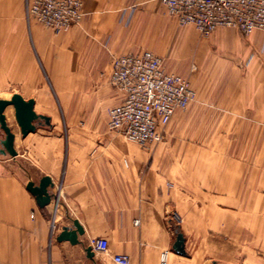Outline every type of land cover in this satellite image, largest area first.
I'll use <instances>...</instances> for the list:
<instances>
[{"label":"crops","instance_id":"obj_1","mask_svg":"<svg viewBox=\"0 0 264 264\" xmlns=\"http://www.w3.org/2000/svg\"><path fill=\"white\" fill-rule=\"evenodd\" d=\"M81 1L82 22L68 30H54L29 21L26 0H0V68L10 69L18 83L28 85L16 87L23 97L36 99L35 95L26 96L29 89L45 95L54 92L62 109L64 101L76 99L86 101L91 114L101 104L110 110L118 103L110 81L113 55L148 49L162 55L168 69L175 70L178 46L182 47V56L198 59L206 54L205 61L212 68L216 53L223 52L222 46L229 59L224 58V65L217 71L218 82L209 93L205 92V98L220 101V129L224 120L235 116L243 124L246 120L247 124L256 122L253 127L264 134V33L255 31L245 37L239 29L220 27L208 36L206 44L198 45L192 39L195 28L180 26L168 16L161 0ZM164 42L167 46L162 49ZM238 50L241 59L232 55ZM195 105L178 112L166 134L189 122L196 114ZM204 109L211 113L214 108ZM6 115L9 122L7 110ZM40 130L23 136L28 144L25 150H21L18 133L13 130L18 154H0V264H78L80 252L85 254V248L96 237H106L110 244L107 259L98 264H118L113 260L116 254L129 255L131 264H160L164 251L169 252V264H264V248L259 245L264 239L256 235L246 238L251 250L238 256L241 246L236 249L237 257L203 254L204 229L213 226L212 204L208 198H197L188 188L177 190L173 184L171 190L166 189L153 177L157 172L154 166L158 165L155 159L128 155L115 141L59 138L61 150L54 158V169L48 151L36 152L38 146L50 148L52 142ZM223 131H227L226 126ZM196 143L171 140L174 156L164 158L161 166L174 170L176 165L194 164L196 157L187 153ZM245 149L237 137L231 139L215 162L226 165L221 166L226 170L227 165L243 160ZM24 153L40 170L38 177L23 165ZM45 175L54 182L49 188L53 198L50 204L40 207L27 184L31 180L38 184ZM234 179L237 182L233 187L227 190L221 186L215 193L221 201L235 197V205L229 210L239 213L245 210L248 195L244 170ZM202 191L206 197L213 194L212 188L204 187ZM227 207L222 201L213 210L227 211ZM250 210L259 207L252 204ZM177 218H182L186 255L173 250L176 233L171 222ZM76 219L84 228L80 242L59 241L63 227H73ZM240 225L241 220L236 219L231 227ZM244 242L243 237L236 241Z\"/></svg>","mask_w":264,"mask_h":264},{"label":"rangeland","instance_id":"obj_2","mask_svg":"<svg viewBox=\"0 0 264 264\" xmlns=\"http://www.w3.org/2000/svg\"><path fill=\"white\" fill-rule=\"evenodd\" d=\"M189 25L195 28L196 36H193V41L198 45L206 44L209 37L202 36L195 24ZM225 28L230 29L234 27ZM244 36L247 37L249 35ZM165 43L166 42L161 46L162 49L166 48L167 45ZM220 50L223 52L218 51L216 53L217 56L214 58L212 68L210 65V68H208L209 61H205L207 58L205 56L206 54H201L198 59L195 57L189 58L186 55L182 56L180 54L182 47L178 49L177 46V53H175L177 59L175 65L177 69L175 70L185 74L190 78L191 82H193L192 85L196 90V98L190 107L196 104V114L189 122H183L175 132L171 129L168 130L162 141H157L149 147H142L123 134L109 130L106 126V120L107 117H109V108H106L104 104H101L93 114H91L90 110L86 109V101L73 99L71 101H64L65 104L62 109L60 101L54 92L45 95L44 93L30 89L27 90L25 92L26 96H36V99L30 97L35 99L36 112L49 115L52 118V126H44L38 123L37 127V129H41L42 135L48 136V139L52 141L51 146L50 148H40L38 146L36 152L40 154V152L48 151L49 157H52L51 167L55 169L57 163H55L56 160L54 158L61 150L57 139L104 140L119 143L121 145V150L125 151L128 155L148 157L149 161L155 159L158 165L154 166L157 172L154 170L156 173L153 177L161 184L163 183L166 189L171 190L173 184L176 185L177 190L188 188L197 195V198H208V201L212 204L211 220L213 226L212 228L206 227L204 229L205 239L201 249L203 254L215 256L217 258H234L237 257L236 249L239 247L241 248V246L242 249L238 250V256L240 255L239 252L243 251L246 253L250 251L252 245L247 242L246 238L256 235L264 239V134L261 130L258 131L256 127H253V123L255 124L256 122L249 121V124H247L246 120L243 124V122L240 121L241 118L235 116L228 117L227 120H224V125L220 129L223 121L218 110L220 101L218 99L216 101H211L205 98L207 97L205 96V92L209 93V91L214 89L212 88L214 87L213 85L218 82L219 76L217 71L221 69V66L225 63V59L229 57V55L224 52L222 46ZM239 51L240 50H238L236 54L232 52V55L234 54V56L241 59L242 52ZM194 81L196 84H194ZM198 84H200L199 89L197 88ZM19 85H24L25 88H28V85L18 83L15 74H13L10 69L0 68V98L11 99L15 93H19L16 91V87ZM69 102L71 105H69ZM205 107H212L214 109L209 113V111H205ZM12 109L13 117H11L12 119L10 118L9 124L11 123L10 126L12 129L18 133L21 150H25L28 144H26V138H23L21 129L15 119L14 107ZM225 126L227 131H223ZM236 127L238 128L237 131H235ZM4 135V132L0 131V138H3ZM236 137L241 140L244 148H246L245 156L241 162L227 165L226 170L221 169V166L223 167L226 165L216 163L215 161L217 160L215 159L223 154L224 146L229 143L231 139H235ZM177 139L197 142V146H191L187 153V155L196 157V162L190 165H176L174 170L170 168L167 170L169 166H161V162H163L164 158L170 160L172 156H174L170 142L171 140ZM258 144L259 146L257 147ZM210 159H212V163ZM22 162L25 167L30 168V173L33 176L38 177L41 173L36 166L29 163L26 153H24ZM243 170L244 177L246 178L244 180V188L245 192L246 190L248 191V195L245 196V210L239 213L231 212L229 208L234 206L236 201L235 197L228 196L227 198H222L223 203L228 206V210H220V212L214 211L213 209L216 207V204L222 202L221 198L216 195V190L221 188V186L223 189L227 190L233 187L237 182L234 178L240 177ZM204 187L212 188L211 192L213 194L207 197L206 195L204 196L202 191ZM252 204L254 208L258 206L259 210L251 211L250 207H252ZM181 219L177 218L171 222L175 233L176 228L180 227L181 229ZM236 219L241 220V225L238 228L231 227L232 222ZM200 230H203V228ZM194 232L197 234V237L201 234L197 231ZM242 237L245 239L244 244L236 243V241L239 242V239ZM259 245L264 248V242H261ZM195 246L197 249L199 248V245ZM79 258L78 264H98V262H104L107 256L105 253H100L97 254L94 259H91L86 256L85 251V254L80 252ZM208 264H211V262H208Z\"/></svg>","mask_w":264,"mask_h":264},{"label":"built area","instance_id":"obj_3","mask_svg":"<svg viewBox=\"0 0 264 264\" xmlns=\"http://www.w3.org/2000/svg\"><path fill=\"white\" fill-rule=\"evenodd\" d=\"M180 26L195 24L202 36L220 27H234L245 35L264 33V0H161ZM29 21L54 30H68L83 20L81 0H26ZM110 81L118 103L109 110L107 127L141 145L162 141L178 112L188 110L196 90L188 76L167 67L166 59L152 50L112 56ZM94 253L109 252L106 237L92 239ZM168 251L160 264H169ZM118 264H131V257L116 254Z\"/></svg>","mask_w":264,"mask_h":264},{"label":"water","instance_id":"obj_4","mask_svg":"<svg viewBox=\"0 0 264 264\" xmlns=\"http://www.w3.org/2000/svg\"><path fill=\"white\" fill-rule=\"evenodd\" d=\"M14 107L15 119L21 129L23 136H27L29 133L37 130L38 123L44 126H52L51 116L37 113L35 110V99H26L20 93H15L11 99L0 98V130L4 132V138L0 139L1 147L0 154H9L16 156L18 151L15 147L16 133L10 126L6 110L8 107ZM54 182L52 177L45 175L41 178L37 184L34 181H29L27 189L36 197L37 203L40 207H45L52 201V194L49 188L53 187ZM84 234V228L80 224L79 220H74V226H64L57 239L59 241L68 240L72 244H78L80 242L79 235ZM173 250L177 253L186 255L185 249V236L181 231L180 227L176 228V239L173 244ZM87 257L94 259L95 253L91 246L85 248ZM214 264H228L219 263L214 261Z\"/></svg>","mask_w":264,"mask_h":264},{"label":"bare ground","instance_id":"obj_5","mask_svg":"<svg viewBox=\"0 0 264 264\" xmlns=\"http://www.w3.org/2000/svg\"><path fill=\"white\" fill-rule=\"evenodd\" d=\"M13 107H9L8 109H7V114H8V116H9V120H10V118L11 117H13V109H12ZM12 119V118H11ZM11 124V123H10ZM14 126V125H13Z\"/></svg>","mask_w":264,"mask_h":264}]
</instances>
